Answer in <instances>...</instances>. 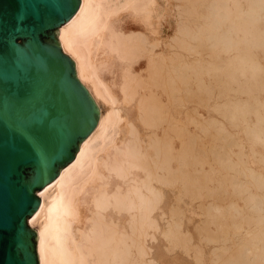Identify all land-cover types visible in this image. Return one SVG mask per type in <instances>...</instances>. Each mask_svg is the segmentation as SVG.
<instances>
[{"label": "bare ground", "instance_id": "bare-ground-1", "mask_svg": "<svg viewBox=\"0 0 264 264\" xmlns=\"http://www.w3.org/2000/svg\"><path fill=\"white\" fill-rule=\"evenodd\" d=\"M57 29L99 116L73 158L36 191L27 223L37 264H160L158 239L169 252L201 257L182 229L189 207H165L166 189L183 201L201 184L189 168L203 164V153L183 140L185 120L215 131L214 163L238 175L216 181L245 197V209L206 204L221 236L242 232L229 256L228 246H213L212 262L264 264V0H79ZM201 95L213 98L207 117L183 108Z\"/></svg>", "mask_w": 264, "mask_h": 264}, {"label": "water", "instance_id": "water-1", "mask_svg": "<svg viewBox=\"0 0 264 264\" xmlns=\"http://www.w3.org/2000/svg\"><path fill=\"white\" fill-rule=\"evenodd\" d=\"M79 0H0V264H37L27 218L99 113L61 52Z\"/></svg>", "mask_w": 264, "mask_h": 264}, {"label": "rangeland", "instance_id": "rangeland-1", "mask_svg": "<svg viewBox=\"0 0 264 264\" xmlns=\"http://www.w3.org/2000/svg\"><path fill=\"white\" fill-rule=\"evenodd\" d=\"M173 22L170 21L164 28L165 37L168 36L172 32ZM172 24V25H171ZM171 26V27H170ZM163 34V33H162ZM203 51V57H207V55ZM261 61L264 63V57L261 58ZM204 80L210 87L213 88L214 91L219 90V86L217 83L212 81V78L208 76H204ZM154 90L160 93L159 89H156L154 85H150ZM162 98L165 100V96L162 95ZM213 102V98L208 97L207 95H201L199 98H187L185 102V107L187 108L189 114H193L194 108L197 107L198 113L203 116L208 115L207 109L205 106L207 104H211ZM191 110H190V109ZM191 112V113H190ZM186 116L185 113H182V118ZM166 122L162 123L161 126H166ZM185 133L183 134V140L189 144L192 143L194 145L195 151L199 153H203L200 155L202 158V165H197L195 167L189 168L191 173L200 178L201 184L197 189H194L192 193L186 194L183 197V201H177L178 190L174 189V194L171 189H166L167 198L165 200V207L169 205L179 203L178 206H181L186 210V217H183L182 220V229L189 230L192 234V241L195 244L200 245L201 247V257H196V254L193 251H190L188 254L183 253V251L175 250L173 252L167 251L165 248V241L163 239H158L153 246V255L159 260L160 264H214L212 262V253L210 250L213 246L225 245L228 246L229 249L223 252L224 256H229L232 251H236L237 245L240 241L242 232H233L229 231L228 234H224L221 236L220 232L217 231V228L214 224V219L211 214L208 213V209H205L209 203H213L221 208H226L232 203L237 204L241 208L245 209V197L243 194L238 193V189H234L232 183H222L216 181V179L234 178L238 176L235 171L222 169L217 164L214 163L209 150L213 145L218 144L217 137L215 131L213 129L209 131H204L199 127L198 124L192 122L191 120H185L184 123ZM161 134V129L158 131ZM195 135V136H193ZM194 137V140H192ZM236 142L244 139V133L239 131L236 134ZM178 142L177 139L174 140ZM221 143V142H220ZM219 143V144H220ZM239 147L235 144L232 148V151L237 152ZM247 151V150H245ZM213 165V167H210ZM255 166H259V163H254ZM207 177L206 180L204 178ZM243 178L242 176H240ZM175 198V200H174ZM181 202V203H180ZM185 203V204H184ZM192 203V204H191ZM199 203V204H198ZM202 203V204H201ZM191 204V205H190ZM185 205V206H184ZM190 217L191 220H188L187 217ZM229 221V220H228ZM241 221V220H238ZM197 225L199 229H197ZM246 227V225H244ZM227 235V237L223 236ZM210 239H219L218 242H210ZM220 240H223L220 242ZM220 242V243H219ZM223 243V244H221Z\"/></svg>", "mask_w": 264, "mask_h": 264}]
</instances>
